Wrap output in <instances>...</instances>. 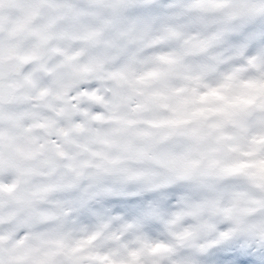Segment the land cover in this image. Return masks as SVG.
I'll use <instances>...</instances> for the list:
<instances>
[{"label":"snow or ice","instance_id":"snow-or-ice-1","mask_svg":"<svg viewBox=\"0 0 264 264\" xmlns=\"http://www.w3.org/2000/svg\"><path fill=\"white\" fill-rule=\"evenodd\" d=\"M0 264H264V0H0Z\"/></svg>","mask_w":264,"mask_h":264}]
</instances>
